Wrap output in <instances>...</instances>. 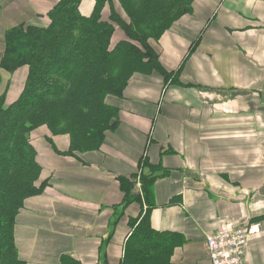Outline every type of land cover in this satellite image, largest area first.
I'll use <instances>...</instances> for the list:
<instances>
[{"label": "crops", "instance_id": "1", "mask_svg": "<svg viewBox=\"0 0 264 264\" xmlns=\"http://www.w3.org/2000/svg\"><path fill=\"white\" fill-rule=\"evenodd\" d=\"M58 1L0 0V57L8 28L46 24ZM93 4L82 0L80 12L89 15ZM109 15L107 5L102 19ZM125 38L116 27L111 46ZM152 45L172 79L164 85L159 73L135 74L121 97L108 96L119 125L98 150L64 154L67 135L51 137V145L45 126L32 132L49 185L27 198L16 218L15 241L27 264H61L63 256V264H96L111 233L108 264H119L131 233L127 219L140 207L132 203L112 225L123 198L117 177L135 173L142 157L168 171L153 185L150 215L152 227L175 244L165 264H212L207 235L264 214V0H195L192 13ZM27 74V66L0 68L6 104ZM244 264H264V220Z\"/></svg>", "mask_w": 264, "mask_h": 264}, {"label": "trees", "instance_id": "2", "mask_svg": "<svg viewBox=\"0 0 264 264\" xmlns=\"http://www.w3.org/2000/svg\"><path fill=\"white\" fill-rule=\"evenodd\" d=\"M81 1L59 0L47 12L46 24L21 23L4 33L0 68L13 72L27 66L28 74L16 100L6 104L0 94V264H27L15 241L16 218L25 200L49 185V179L41 177L31 133L45 126L51 145V137L67 135L64 154L98 150L119 125V109L107 102L108 96L121 97L135 74L159 73L164 85L172 79L174 72L165 70L152 43L191 14L195 0H93L89 15L80 12ZM107 5L110 15L103 20ZM116 27L126 38L111 46ZM164 174L166 169L142 157L135 173L117 177L123 198L112 225L132 203L140 207L127 219L131 233L119 264H165L173 253L175 244L150 220L153 185ZM262 220L264 214L247 222H258L261 231ZM112 234L102 241L96 264H108L106 247ZM65 260L61 257V264Z\"/></svg>", "mask_w": 264, "mask_h": 264}, {"label": "built area", "instance_id": "3", "mask_svg": "<svg viewBox=\"0 0 264 264\" xmlns=\"http://www.w3.org/2000/svg\"><path fill=\"white\" fill-rule=\"evenodd\" d=\"M259 232L258 222L227 221L206 237L205 247L211 263L244 264L249 239Z\"/></svg>", "mask_w": 264, "mask_h": 264}, {"label": "rangeland", "instance_id": "4", "mask_svg": "<svg viewBox=\"0 0 264 264\" xmlns=\"http://www.w3.org/2000/svg\"><path fill=\"white\" fill-rule=\"evenodd\" d=\"M32 134V133H31ZM236 222H238V221H236Z\"/></svg>", "mask_w": 264, "mask_h": 264}]
</instances>
